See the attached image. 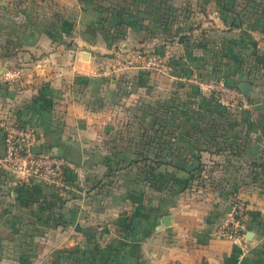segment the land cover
<instances>
[{"label":"crops","instance_id":"crops-1","mask_svg":"<svg viewBox=\"0 0 264 264\" xmlns=\"http://www.w3.org/2000/svg\"><path fill=\"white\" fill-rule=\"evenodd\" d=\"M130 46L248 81L250 106L182 116L165 74L116 69ZM0 118L66 160L65 186L0 164V264H264V0H0ZM236 198L243 239L220 235Z\"/></svg>","mask_w":264,"mask_h":264},{"label":"built area","instance_id":"built-area-1","mask_svg":"<svg viewBox=\"0 0 264 264\" xmlns=\"http://www.w3.org/2000/svg\"><path fill=\"white\" fill-rule=\"evenodd\" d=\"M120 65L116 69H128L136 66L172 76L173 65L164 55L147 50L125 51ZM216 101L226 109H244L250 106L248 96H244L237 86L219 79L205 84ZM0 131L3 137L4 152L0 156L1 166L14 175L21 185L34 182L65 186L66 160L50 151L42 149L40 153L32 151L38 143V135L34 126L19 122L6 121L0 118ZM231 204L229 220L220 235L231 239H243L246 232V202L236 198Z\"/></svg>","mask_w":264,"mask_h":264},{"label":"rangeland","instance_id":"rangeland-1","mask_svg":"<svg viewBox=\"0 0 264 264\" xmlns=\"http://www.w3.org/2000/svg\"><path fill=\"white\" fill-rule=\"evenodd\" d=\"M182 7V6H181ZM182 10L187 13L188 9L183 7ZM138 51L142 50L141 47L138 46H130V48L122 49L121 47H117L112 53L115 55L118 62L122 60L123 55H125V51ZM153 53V52H152ZM164 55L165 54H160ZM166 58L171 62L170 58L166 56ZM202 59L201 56H197V60ZM207 64L208 62H205V59H202V64ZM134 68H140L138 66ZM212 68V67H211ZM142 69V68H141ZM246 74V73H245ZM245 74H243L245 76ZM233 75V74H230ZM166 79H162L163 82H166V85L164 86V93L165 98H175L179 101L176 103L178 106L175 111H180L181 115H196L197 117L202 116V113L206 112L208 114H213L212 119L215 125V128H221L220 124L224 125V116L225 114H228V124L230 125V121H234L235 114L240 111V109H233L229 110L224 107H222L215 99L213 95H211V91L206 89L205 84H208V82H216L219 79L225 80L228 84H231L226 77H220L218 74L209 73L208 71L204 73H194L191 72L189 74H184L183 76L179 77H170L168 75H165ZM235 86V85H233ZM163 98V97H162ZM168 103H171V101L165 102V108L167 111H169V108L171 106H168ZM219 107V108H217ZM172 108V107H171ZM170 108V110H172ZM162 111V110H160ZM166 111V113H167ZM191 115V116H192ZM221 116V117H220ZM200 118V117H199ZM208 118V116H207ZM198 123V125H197ZM195 125H197L196 128L200 129L202 127H205L208 125L207 119L204 117V121L201 120V122H198ZM231 126V125H230ZM199 180V178L197 179Z\"/></svg>","mask_w":264,"mask_h":264},{"label":"water","instance_id":"water-1","mask_svg":"<svg viewBox=\"0 0 264 264\" xmlns=\"http://www.w3.org/2000/svg\"><path fill=\"white\" fill-rule=\"evenodd\" d=\"M237 88L239 89V91L244 95V96H248L251 93L252 90V85L250 82L248 81H241L237 84ZM32 151L35 153H40L42 151V147L39 144H35L32 147ZM224 211L226 213H229L231 211V204L228 203L225 205L224 207ZM161 223L163 225H168L170 223V215H165L162 217L161 219ZM160 227V226H159ZM248 236V234H247Z\"/></svg>","mask_w":264,"mask_h":264},{"label":"trees","instance_id":"trees-1","mask_svg":"<svg viewBox=\"0 0 264 264\" xmlns=\"http://www.w3.org/2000/svg\"><path fill=\"white\" fill-rule=\"evenodd\" d=\"M236 86V85H235ZM150 175H151V171H150V173H149Z\"/></svg>","mask_w":264,"mask_h":264}]
</instances>
